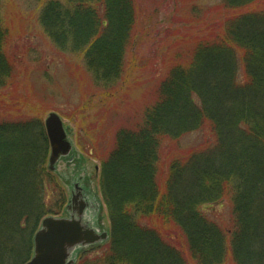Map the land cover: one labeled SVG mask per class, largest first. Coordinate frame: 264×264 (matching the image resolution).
<instances>
[{"label":"trees","instance_id":"obj_1","mask_svg":"<svg viewBox=\"0 0 264 264\" xmlns=\"http://www.w3.org/2000/svg\"><path fill=\"white\" fill-rule=\"evenodd\" d=\"M94 1L76 0L78 9L73 5L65 14L51 5L43 22L57 44L72 38L77 47H88L91 70L112 80L133 39L134 0H98L101 19ZM257 1L222 0L220 24L206 34L196 29L190 59L161 82L137 124L119 131L112 151L102 157L111 242L83 254L79 264H186L174 243L183 238L193 259L215 264L225 240L204 206L230 192L234 221L224 236L233 237L231 251L237 256L243 235L263 233L258 221L264 210V12L256 10ZM204 128L211 137L170 163L159 183L162 144ZM33 131L28 124L0 121V198L17 197L19 209L12 215L19 222L42 217L46 207L32 198L47 191L51 176L44 167L48 139L42 134L37 147ZM52 215L58 214L43 213Z\"/></svg>","mask_w":264,"mask_h":264},{"label":"rangeland","instance_id":"obj_2","mask_svg":"<svg viewBox=\"0 0 264 264\" xmlns=\"http://www.w3.org/2000/svg\"><path fill=\"white\" fill-rule=\"evenodd\" d=\"M257 4L256 10L264 12V0ZM51 5L64 14L79 6L76 0H0V121L31 125L36 133L33 142L39 147L42 134L46 135V119L51 113L58 114L71 132L73 160L58 163L57 172L49 177L54 185L47 180V191L43 190L39 199L34 196L32 202L46 207L43 213L66 217L73 185L80 179L102 205L100 227L110 231L112 220L101 186L102 157L112 151L119 131L129 123L134 127L155 102L157 89L170 71L190 59L197 42L196 29L205 34L212 31L225 10L222 0H134L133 39L124 48L117 77L105 80L89 67L88 47H77L72 38L61 44L54 41L43 22ZM92 5L101 19L104 7L98 0ZM210 137L204 128L165 141L158 165L159 183L167 178L170 163L187 157ZM50 155L48 146L47 173ZM232 193L204 206L209 212L204 214L225 240L222 259L215 264H264V210L258 221L263 233L257 238L252 232L249 239L243 235L246 240H239L237 256L231 251L233 237L224 236L234 221ZM19 205L15 195L0 198V264L29 261L34 237L46 218L42 213V217L19 222L17 214L12 215ZM174 243L183 251L176 248L186 264H206L192 258L186 238Z\"/></svg>","mask_w":264,"mask_h":264},{"label":"water","instance_id":"obj_3","mask_svg":"<svg viewBox=\"0 0 264 264\" xmlns=\"http://www.w3.org/2000/svg\"><path fill=\"white\" fill-rule=\"evenodd\" d=\"M52 153L50 171H56L59 161L70 155L73 149L68 133L57 114L46 121ZM90 207L82 194H74L68 211L75 214L71 219L47 218L35 237L34 258L27 264H75V254L80 248L107 242V233L99 234L93 224L86 220L85 212Z\"/></svg>","mask_w":264,"mask_h":264},{"label":"flooded vegetation","instance_id":"obj_4","mask_svg":"<svg viewBox=\"0 0 264 264\" xmlns=\"http://www.w3.org/2000/svg\"><path fill=\"white\" fill-rule=\"evenodd\" d=\"M82 192H83L84 198H86V195L84 193V189L83 188H82ZM88 215L92 217L94 215V212L92 210H90V211H88Z\"/></svg>","mask_w":264,"mask_h":264}]
</instances>
